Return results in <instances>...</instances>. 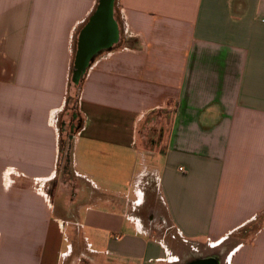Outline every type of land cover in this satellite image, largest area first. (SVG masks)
<instances>
[{
  "label": "crops",
  "instance_id": "crops-1",
  "mask_svg": "<svg viewBox=\"0 0 264 264\" xmlns=\"http://www.w3.org/2000/svg\"><path fill=\"white\" fill-rule=\"evenodd\" d=\"M97 5L0 0V264H264V0H115L71 86Z\"/></svg>",
  "mask_w": 264,
  "mask_h": 264
},
{
  "label": "water",
  "instance_id": "water-1",
  "mask_svg": "<svg viewBox=\"0 0 264 264\" xmlns=\"http://www.w3.org/2000/svg\"><path fill=\"white\" fill-rule=\"evenodd\" d=\"M115 0H98L95 12L89 19L79 37L78 50L74 64L73 82L78 84L92 57L101 49L118 41L119 29L114 19ZM110 35L105 38V34ZM191 264H218L213 259H202Z\"/></svg>",
  "mask_w": 264,
  "mask_h": 264
},
{
  "label": "rangeland",
  "instance_id": "rangeland-1",
  "mask_svg": "<svg viewBox=\"0 0 264 264\" xmlns=\"http://www.w3.org/2000/svg\"><path fill=\"white\" fill-rule=\"evenodd\" d=\"M70 85L71 86H73V85H75V83L73 82V80L71 79V81H70ZM75 111L74 110H69L68 112H67V115H66V117L65 118H61V121H63L64 120V126H63V128L64 129H62V132H61V140H60V143L61 144H63V145H61L62 147V149L63 150H61V154H60V156L62 155V157H59V178L61 179V180H63V179H65L66 181L68 180V181H71V180H73L72 179V175H70V173L68 172V170H67V168L69 169L70 168V163L68 164V162L66 161V159H64V158H66V156H65V154L69 151V148H70V133H71V126H74V127H77V125L79 124V121H80V119H77L76 117H73V113H74ZM163 114L164 113H162L161 114V112L160 113H157V115L158 116H163ZM65 115V114H64ZM157 131V132H156ZM153 133H155V134H157V135H161V131H160V129H156V128H150V129H148V132H147V144H145L146 145V147L148 148V152H151V151H153V149L155 148V144H153L152 142H151V139H150V136H152V134ZM67 151V152H66ZM148 177H144V179L143 180H146ZM149 179H150V177H149ZM148 210V207H146V208H144V209H142V211H143V213L142 214H144L145 215V217H146V219L148 218V214H149V211H147ZM148 220V219H147ZM163 232H164V234H168L167 236L170 238V239H173L174 240V242H178L179 240H177L176 238H173V234H174V231H173V229H171V227L168 225V222H167V220L165 219L164 220V222H163ZM175 237V236H174Z\"/></svg>",
  "mask_w": 264,
  "mask_h": 264
},
{
  "label": "trees",
  "instance_id": "trees-1",
  "mask_svg": "<svg viewBox=\"0 0 264 264\" xmlns=\"http://www.w3.org/2000/svg\"><path fill=\"white\" fill-rule=\"evenodd\" d=\"M73 68H74V66H73ZM77 127H78V128H80V124H78V125H77ZM61 145H63V144H61V143H60V146H61ZM61 147H62V146H61ZM61 150H63V149L61 148ZM60 152H61V151H60ZM66 152H67V151H66ZM60 154H61V153H60ZM65 156H66V158H64V159H66V161H67V162H68V164H69V163H70V158H69V157H70V156H69V151H68V152L65 154ZM59 157H62V155H61V156H59Z\"/></svg>",
  "mask_w": 264,
  "mask_h": 264
}]
</instances>
